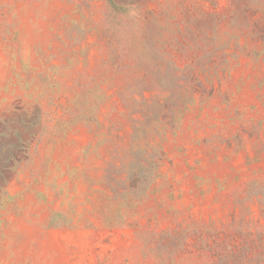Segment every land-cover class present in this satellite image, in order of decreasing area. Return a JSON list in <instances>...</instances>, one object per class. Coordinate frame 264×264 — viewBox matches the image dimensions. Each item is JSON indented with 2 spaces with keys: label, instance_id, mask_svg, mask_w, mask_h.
I'll use <instances>...</instances> for the list:
<instances>
[{
  "label": "rangeland",
  "instance_id": "obj_1",
  "mask_svg": "<svg viewBox=\"0 0 264 264\" xmlns=\"http://www.w3.org/2000/svg\"><path fill=\"white\" fill-rule=\"evenodd\" d=\"M0 264H264V0H0Z\"/></svg>",
  "mask_w": 264,
  "mask_h": 264
},
{
  "label": "trees",
  "instance_id": "obj_2",
  "mask_svg": "<svg viewBox=\"0 0 264 264\" xmlns=\"http://www.w3.org/2000/svg\"><path fill=\"white\" fill-rule=\"evenodd\" d=\"M111 4V6H114V5H112V3H110Z\"/></svg>",
  "mask_w": 264,
  "mask_h": 264
}]
</instances>
